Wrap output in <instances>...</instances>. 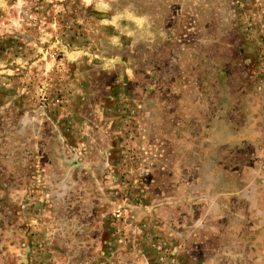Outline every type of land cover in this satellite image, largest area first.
I'll return each instance as SVG.
<instances>
[{
	"label": "rangeland",
	"instance_id": "rangeland-1",
	"mask_svg": "<svg viewBox=\"0 0 264 264\" xmlns=\"http://www.w3.org/2000/svg\"><path fill=\"white\" fill-rule=\"evenodd\" d=\"M0 264H264V0H0Z\"/></svg>",
	"mask_w": 264,
	"mask_h": 264
}]
</instances>
